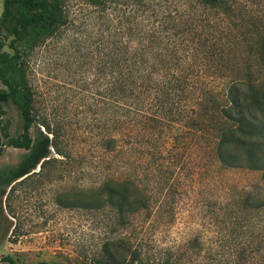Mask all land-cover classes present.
<instances>
[{
    "label": "rangeland",
    "instance_id": "rangeland-1",
    "mask_svg": "<svg viewBox=\"0 0 264 264\" xmlns=\"http://www.w3.org/2000/svg\"><path fill=\"white\" fill-rule=\"evenodd\" d=\"M228 2L238 28L258 21L264 29V0ZM192 5L195 0H65L67 24L53 34L40 28L27 32L23 74L37 119L51 124L60 154L53 148L44 171L0 198V264H9L2 261L7 255L16 264H94L106 259L108 248L127 264H137L136 254L150 263L264 264V208H246L244 202L246 190L264 197L261 171L224 166L212 149V130L196 143L191 132L171 146L168 126L163 135L143 129L120 135L113 120L105 68L109 50L118 41L146 39L144 32L167 22L168 15L185 11L178 21L190 23ZM4 7L0 0V53H12V24L29 13L17 4L4 17ZM23 128L17 106L0 103L5 147L0 169L25 154L5 144ZM113 136L117 148L109 151L104 145ZM117 175L138 177L151 214L141 212L120 224L104 203L86 206L93 191Z\"/></svg>",
    "mask_w": 264,
    "mask_h": 264
},
{
    "label": "trees",
    "instance_id": "trees-1",
    "mask_svg": "<svg viewBox=\"0 0 264 264\" xmlns=\"http://www.w3.org/2000/svg\"><path fill=\"white\" fill-rule=\"evenodd\" d=\"M17 4L29 16L16 18L12 24L9 46L13 52L0 53V81L5 86L0 89V103H13L24 120L23 132L9 137L5 144L26 152L17 164L0 169V198L9 188L44 171L52 160L53 148L60 154L51 124L37 119L34 97L23 74V46L29 41V30L40 28L53 34L67 24L65 0H4L3 16L10 17V7ZM191 7L195 14L191 12L190 23L178 21L186 15L185 11L168 15L167 22L144 32L146 39L134 44L118 41L107 53L105 68L111 84L108 94L117 134L143 129L163 135L168 126L167 138L172 146L181 139L187 140L191 132L196 143L203 132L212 130V149L218 160L227 167L261 171L264 183V29L258 21H251L244 28L233 24L228 0H195ZM205 9L216 11L218 16L205 14ZM192 32L195 35L189 34ZM14 72L19 76L13 77ZM106 140L104 147L115 151L117 138ZM4 150L0 146V156ZM261 194L246 190V208L263 209ZM85 202L89 208L98 202L112 208L120 224L153 210L148 193L133 175L104 180L93 191V198ZM110 250L107 249L106 259L94 264H127ZM2 261L16 264L10 255L2 257ZM133 261L175 264L169 260L150 263L140 254Z\"/></svg>",
    "mask_w": 264,
    "mask_h": 264
}]
</instances>
